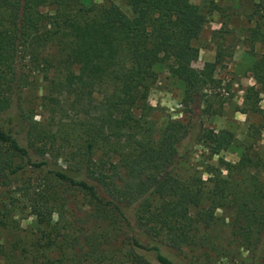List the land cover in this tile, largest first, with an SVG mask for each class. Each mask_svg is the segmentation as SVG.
I'll return each mask as SVG.
<instances>
[{
  "label": "trees",
  "instance_id": "16d2710c",
  "mask_svg": "<svg viewBox=\"0 0 264 264\" xmlns=\"http://www.w3.org/2000/svg\"><path fill=\"white\" fill-rule=\"evenodd\" d=\"M80 2L0 0V188L11 186L28 169L46 173L42 188L30 181L23 189L38 224L48 227L43 229L47 245L64 240L73 264H89L112 246L98 251L89 244L83 251L79 245L81 258L78 235L69 238L64 225L51 223L50 200L60 196L57 185L62 184L85 195L90 217L110 227L117 246L126 247L123 264H155L152 257L158 264H176L160 244L173 249L196 244L199 232L214 224L219 208L238 214L234 230L239 237L248 239L247 233L255 231L252 264H264V192L256 173L243 177L248 168H259L260 159L244 154L237 164H227L223 183L209 185L195 171L178 173L179 162L196 140L211 139L213 152L220 142L233 141L224 129L194 127L195 108L210 115L222 112V103L211 104L220 85L214 74L217 59L193 65L199 55L193 41L204 27L203 13L190 0H127L131 15L115 3L84 12ZM42 6L55 10L47 24L59 30H47L50 37L64 39L49 84L67 104L61 106L56 125L61 140L64 145L76 141L64 151L66 165L46 155L57 131L38 128L20 104V55L38 54L46 37L39 25L25 19ZM160 70L181 82L182 102L191 116L187 123L169 120L156 134L148 95ZM259 83L264 95V76ZM260 112L264 116V107ZM38 201L42 204L35 205ZM14 207L12 201L0 200V227L17 228Z\"/></svg>",
  "mask_w": 264,
  "mask_h": 264
},
{
  "label": "rangeland",
  "instance_id": "374dc122",
  "mask_svg": "<svg viewBox=\"0 0 264 264\" xmlns=\"http://www.w3.org/2000/svg\"><path fill=\"white\" fill-rule=\"evenodd\" d=\"M190 1L205 16L204 27L193 41L199 49L193 65L201 67L204 62L217 59L214 74L220 80V85L214 88L218 96L212 99L211 104L217 107L222 103V112L212 115L195 108L197 117L193 120L194 127L198 129L202 125L214 131L224 129L232 133L233 141L220 142L218 151L213 152L211 147L214 142L211 139L196 140L188 146L179 162L178 173L186 176L195 171L203 180L209 179L206 181L209 185L212 184L210 181L223 183L229 173L227 164H237L245 154L261 162L256 171L248 168L242 175L247 179L248 176L252 177L253 172L256 173L264 192V116L260 112L264 107V95L259 83L264 76V0ZM80 3L84 12L88 8L115 3L131 15L127 0H81ZM54 12L51 6H42L26 16L25 22L39 25L46 37L45 47L38 54L25 58L23 53L20 55L19 66L23 79L20 104L24 114L38 128L53 133L57 131L58 137L46 155H52L58 163L66 165L64 151L72 149L76 141L64 145L56 128L61 106L66 107L67 104L62 96L51 91L49 84L62 55L59 41H64L59 35H49V30H59L47 24L49 15ZM182 91L179 80L164 70L159 71L148 95V103L152 107L149 117L156 134L169 120L190 122L191 115L186 112L182 102ZM256 91H260L258 97ZM233 176L241 179L237 173ZM45 177L43 171L28 169L14 179L11 186L0 188V200L12 201L15 205L11 215L17 223L16 229L0 227V264H73V252L64 240L47 245L49 236L43 229L48 227L38 224V218L31 210L30 198L23 189L30 181L42 188ZM47 177L51 178L50 175ZM57 186H60V196L50 200L51 223L58 227L64 225L66 229L63 231L69 238L78 235L76 249L81 253V258L89 244L98 251H102L108 243L112 246V249L107 250L108 254L101 252L104 253L101 258L91 257L89 264H123L122 261L127 258L126 247H118L114 240L117 237L110 227L90 217L88 198L63 184ZM40 202H35V205L42 204ZM216 217L213 225L199 232L196 244L173 249L162 242L161 252L176 264H252L251 249L258 240L255 231L247 233L248 239L235 234V224L238 225L240 218L231 209H217ZM241 223L244 222L241 220ZM79 245H83L82 252ZM146 253L151 255V252ZM152 260L158 264L153 257Z\"/></svg>",
  "mask_w": 264,
  "mask_h": 264
}]
</instances>
